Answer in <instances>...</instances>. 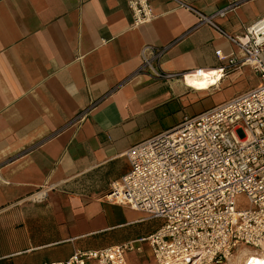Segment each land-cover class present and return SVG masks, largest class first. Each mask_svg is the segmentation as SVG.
<instances>
[{
  "label": "crops",
  "instance_id": "1",
  "mask_svg": "<svg viewBox=\"0 0 264 264\" xmlns=\"http://www.w3.org/2000/svg\"><path fill=\"white\" fill-rule=\"evenodd\" d=\"M131 1L0 0V264L66 262L155 232L161 220L107 199L127 152L259 84L248 66L209 91L184 83L226 66L218 51L243 54L179 1L235 38L264 0H148L155 18L137 27Z\"/></svg>",
  "mask_w": 264,
  "mask_h": 264
},
{
  "label": "built area",
  "instance_id": "2",
  "mask_svg": "<svg viewBox=\"0 0 264 264\" xmlns=\"http://www.w3.org/2000/svg\"><path fill=\"white\" fill-rule=\"evenodd\" d=\"M179 4L241 49V60L216 52L228 61L217 69L221 79L248 66L259 84L127 152L130 171L111 184L107 199L161 220L155 232L123 245L78 251L56 264H130L129 254L145 247L157 264L222 263L238 251L248 253L246 264L264 257V17L234 38L212 17ZM130 8L133 27L155 18L148 0H133ZM144 67L153 69L147 56ZM202 70L192 73L201 76ZM240 195L247 198L245 209L238 207Z\"/></svg>",
  "mask_w": 264,
  "mask_h": 264
},
{
  "label": "bare ground",
  "instance_id": "3",
  "mask_svg": "<svg viewBox=\"0 0 264 264\" xmlns=\"http://www.w3.org/2000/svg\"><path fill=\"white\" fill-rule=\"evenodd\" d=\"M220 75L218 70H202L201 76L196 73L188 74L184 83L198 91H209L220 84Z\"/></svg>",
  "mask_w": 264,
  "mask_h": 264
},
{
  "label": "rangeland",
  "instance_id": "4",
  "mask_svg": "<svg viewBox=\"0 0 264 264\" xmlns=\"http://www.w3.org/2000/svg\"><path fill=\"white\" fill-rule=\"evenodd\" d=\"M238 207L240 209H245L248 207L247 198L245 195H240L236 199ZM156 221L153 222L155 224ZM248 253L246 251H238L234 256L230 257L228 260L223 261L222 263H210V264H246V261L249 260ZM259 264H264V257L258 259ZM132 264H155L154 260L143 256L138 261L135 258H132Z\"/></svg>",
  "mask_w": 264,
  "mask_h": 264
}]
</instances>
